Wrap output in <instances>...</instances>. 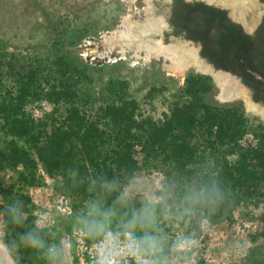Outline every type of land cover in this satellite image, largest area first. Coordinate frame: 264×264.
Masks as SVG:
<instances>
[{
  "label": "rangeland",
  "instance_id": "1",
  "mask_svg": "<svg viewBox=\"0 0 264 264\" xmlns=\"http://www.w3.org/2000/svg\"><path fill=\"white\" fill-rule=\"evenodd\" d=\"M149 2L0 0V154L6 149L5 157L0 155V232L9 240L18 239L20 232L6 227L3 211L10 203L19 201L28 218L24 230L32 227L34 221L45 224L52 237L68 241V264H77L76 238L93 240L77 228L75 216L94 194L93 181L104 177L90 163L89 155L102 167L114 168L111 158L121 152L125 165L116 178L125 184L131 180L140 185L134 193L139 202L153 194L164 201L160 206L161 224L168 237L172 264H241L252 244L264 246L263 223L257 217L264 211V203L244 210L237 207L229 219L219 223L201 218L198 205L184 213L185 201L176 187L173 164L164 153L143 160L142 147L132 138L143 135L149 120L160 124L170 108L195 96L206 104L238 107L249 117L248 123L256 128L257 134L264 132V117L249 110L243 98L221 100L220 87L210 72L192 65L183 75H175L164 68L166 61L162 57L148 61L139 58L137 41L117 39L114 45H109L107 39L119 38L123 30H133L139 34L137 39L142 38V29L150 20L157 21L156 26L161 28L159 32L151 25L152 30L156 27V35L146 36L148 40L162 39L170 44L174 37L181 46L189 42L184 34H174L165 27L170 0ZM210 3L225 8L229 17L242 26L251 25L247 28L250 34L264 16L261 0H254L251 6L249 0ZM126 17L132 28L123 24ZM193 43L182 49L190 48L200 55V46ZM191 81L198 82L195 96L189 93ZM241 82L248 99L253 100L251 90ZM255 102L264 107V103ZM106 106H116L120 113L111 118L105 114ZM16 120L33 125L32 132L39 137L41 149L45 136L61 130L75 132L71 141L65 143L58 167L45 164L27 142L19 143L27 153L26 166L14 165V151L8 144L16 138L10 132ZM254 131L244 133L241 144L256 145ZM90 132L93 136L102 132L103 137L87 142L83 138ZM115 135L125 138L124 142L118 144L113 139ZM49 154L53 161L54 152ZM30 159L32 165L28 163ZM130 160L136 162L132 172ZM182 187L196 188L195 178ZM108 203L111 204L110 199ZM197 226L199 235L195 234ZM20 260L22 264H45L27 249L20 250Z\"/></svg>",
  "mask_w": 264,
  "mask_h": 264
},
{
  "label": "trees",
  "instance_id": "2",
  "mask_svg": "<svg viewBox=\"0 0 264 264\" xmlns=\"http://www.w3.org/2000/svg\"><path fill=\"white\" fill-rule=\"evenodd\" d=\"M169 12L168 23L174 34L182 33L185 38L199 42L202 57L214 67L240 76L245 85L252 89L253 100L264 102V82L248 75L238 61L240 58L251 70L264 76V16L254 33L250 34L240 23L229 17L225 8L202 0H172ZM197 84L198 82L192 81L189 84L192 96L199 91ZM104 111L111 118L120 113L116 106H106ZM248 119L238 107L206 104L195 96L186 103L170 108L160 124L149 120L143 135L132 139L141 145L143 160L149 161L164 153L175 168L178 182L176 187L181 198L188 191L182 185L192 177L195 178L196 188L210 189L218 186L221 194L216 203L198 205L197 210L201 218L219 223L229 219L237 207L244 210L250 205L257 208L264 203V132L257 134L254 131L256 128L248 123ZM32 130V124L24 125L19 120L11 126L10 132L16 138L8 146L11 145L14 151V165L21 163L26 166L27 153L19 143L27 142L45 164L48 163L50 168L58 167L65 143L71 141L75 132L61 130L49 134L45 136V146L41 149L38 145L39 137ZM248 131H254L257 136L258 143L254 146L240 142L243 134ZM101 134L102 132L93 136L90 132L83 139L87 142L98 141L103 137ZM113 139L120 144L125 138L120 139L119 135H115ZM5 150L0 154L2 157H5ZM51 151L55 154L53 161L50 160ZM94 160L95 157L89 155L90 163L108 179L118 177L117 173L125 165V155L121 152L114 153L111 158L116 166L114 168L102 167ZM130 162L128 165L132 172L136 162ZM28 163L32 165L33 161L30 159ZM19 172L20 175L24 174ZM109 199L112 202L113 197ZM134 199L139 207L140 202L137 198ZM5 214L6 209L3 211L4 220ZM257 217L263 223L264 231V211ZM5 224L7 228L20 233L26 231L24 228L10 226L6 220ZM195 234H200L199 226L196 227ZM255 240L253 238V243ZM263 248L262 245L252 244L241 264H264Z\"/></svg>",
  "mask_w": 264,
  "mask_h": 264
},
{
  "label": "clouds",
  "instance_id": "3",
  "mask_svg": "<svg viewBox=\"0 0 264 264\" xmlns=\"http://www.w3.org/2000/svg\"><path fill=\"white\" fill-rule=\"evenodd\" d=\"M93 185L94 194L75 216L77 228L97 244L92 264H172L168 237L161 224V197L145 196L137 207L134 193L140 185L133 181L125 184L119 178L101 176ZM220 194L218 186L193 187L183 196L182 211L189 213L197 205H214ZM109 197H113L111 204ZM27 219L22 203L8 205L7 224L24 228ZM21 249L31 250L45 264H68V241L52 237L43 223L34 221L17 240H9L0 232V264H20Z\"/></svg>",
  "mask_w": 264,
  "mask_h": 264
},
{
  "label": "bare ground",
  "instance_id": "4",
  "mask_svg": "<svg viewBox=\"0 0 264 264\" xmlns=\"http://www.w3.org/2000/svg\"><path fill=\"white\" fill-rule=\"evenodd\" d=\"M130 1V3H132L134 0H128ZM150 0H147V2H149ZM224 2L226 0H223ZM243 2L244 0H237V2ZM250 2V6L251 3L254 2V0H249ZM150 3V2H149ZM228 3V2H227ZM235 6V5H233ZM236 7V6H235ZM234 7V8H235ZM237 9V7L235 8V10ZM238 10V9H237ZM253 22V21H252ZM127 25L128 28H132V23H130L129 21V17H126L123 21V24ZM149 23H151L152 26H156L157 21H149L146 22V24L144 25L143 29H142V38L140 36L139 38V34L133 33L131 30H123L121 31V36L119 38H115V36H110L107 41L110 40L109 45H114L115 41L118 39H120L122 42L125 41H137V56L139 58L145 59V60H150L152 58H163L165 59V63H163V66L166 70H168L170 73L175 74V75H183L184 72L191 67L192 65L201 70V71H206V72H210L214 78L217 80L218 85L220 87V93H219V97L221 100L227 101V100H231V99H236V98H243L246 101V106L249 110L251 111H255L257 113H259L262 117H264V107H260L259 105L253 104L247 96V92L246 89L240 85H237L236 82L234 80H231L229 78V76H225L219 72H215L213 71L209 66L205 65L204 63H202L199 59H197L196 56V52L195 50H191L190 48H184L187 45H177L173 43L170 44H165L161 41V39L152 41V40H148L146 38L147 32L150 28ZM155 23V25H154ZM254 23V22H253ZM255 24V23H254ZM140 25V24H139ZM158 25V24H157ZM249 25V24H248ZM251 26V25H249ZM247 26V27H249ZM150 27V28H149ZM157 27V26H156ZM155 27V29H156ZM158 28V27H157ZM161 28V27H159ZM152 30V29H150ZM154 30V29H153ZM146 34V35H145ZM117 42V41H116ZM143 50L145 51L144 53H140V51ZM125 51V49H123V52Z\"/></svg>",
  "mask_w": 264,
  "mask_h": 264
},
{
  "label": "water",
  "instance_id": "5",
  "mask_svg": "<svg viewBox=\"0 0 264 264\" xmlns=\"http://www.w3.org/2000/svg\"><path fill=\"white\" fill-rule=\"evenodd\" d=\"M171 1L172 0H170V3H171ZM188 1H190V0H188ZM202 1H204V2H206V3H208V4H213V3H210L212 0H202ZM213 5H216V4H213ZM217 6V5H216ZM220 7V6H219ZM233 21H235V20H233ZM237 22V21H236ZM239 23V22H238ZM149 26H151V23H149ZM166 29L168 30V31H171L172 30V28H171V26L169 25V23H167L166 24ZM243 27V29L247 32L248 30H247V26H246V24L244 25V26H242ZM156 30H158L159 32H160V28H157ZM155 29L154 30H150L149 29V34L148 35H152V36H154V35H156L154 32L156 31ZM247 33H249V32H247ZM174 37H172V41L173 42H175V41H177V42H175V43H177V45L178 44H180L179 43V39H173ZM161 41L163 42V40L161 39ZM190 43H193V41H191V40H189V42H187L186 43V45H189ZM194 44V43H193ZM198 46H200V43L199 42H197L196 43ZM199 50H200V48H199ZM196 52V56H197V59H199L202 63H204L205 65H207V66H209L213 71H217V72H219V73H221V74H223V75H225V76H229V78L231 79V80H234L235 82H236V84L238 83L240 86H242V87H244L245 88V86L242 84V82H241V80H240V78L237 76V75H233L232 73H229V72H226V71H224V70H222V69H216V67H214V65L213 64H211L210 62H208L207 61V59L206 58H204V57H201L200 55H199V52L198 51H195ZM238 61H239V63L241 64V66L243 67V69H244V71L248 74V75H251V76H253L254 78H256V79H258V80H260V81H263L264 82V76L262 75V74H260V73H258V72H255V71H253V70H251L250 69V67L247 65V64H245L240 58H238ZM250 99V101L253 103V104H256V102L255 101H253L251 98H249ZM227 101H229V100H227ZM257 105H259L260 106V104H257ZM255 112V111H254Z\"/></svg>",
  "mask_w": 264,
  "mask_h": 264
},
{
  "label": "built area",
  "instance_id": "6",
  "mask_svg": "<svg viewBox=\"0 0 264 264\" xmlns=\"http://www.w3.org/2000/svg\"><path fill=\"white\" fill-rule=\"evenodd\" d=\"M78 242L77 264H92L93 250L97 246L95 241L86 242L81 238H76Z\"/></svg>",
  "mask_w": 264,
  "mask_h": 264
},
{
  "label": "flooded vegetation",
  "instance_id": "7",
  "mask_svg": "<svg viewBox=\"0 0 264 264\" xmlns=\"http://www.w3.org/2000/svg\"><path fill=\"white\" fill-rule=\"evenodd\" d=\"M263 2V1H262ZM264 3V2H263ZM263 18V17H262ZM172 28V27H171ZM173 30V29H172ZM238 76V75H237ZM239 78H240V80H242L241 79V77L240 76H238ZM250 90H251V93H252V89L251 88H249ZM258 102H261V103H264L263 101H258Z\"/></svg>",
  "mask_w": 264,
  "mask_h": 264
}]
</instances>
